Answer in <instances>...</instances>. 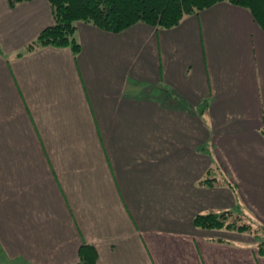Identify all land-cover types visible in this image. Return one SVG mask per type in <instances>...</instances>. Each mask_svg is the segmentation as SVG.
Wrapping results in <instances>:
<instances>
[{
	"label": "crops",
	"instance_id": "1",
	"mask_svg": "<svg viewBox=\"0 0 264 264\" xmlns=\"http://www.w3.org/2000/svg\"><path fill=\"white\" fill-rule=\"evenodd\" d=\"M53 22L49 0H0V264H80L81 249L94 264H264L253 236L193 221L245 205L264 224L251 10L219 2L171 29L82 22L78 55L26 52Z\"/></svg>",
	"mask_w": 264,
	"mask_h": 264
},
{
	"label": "trees",
	"instance_id": "2",
	"mask_svg": "<svg viewBox=\"0 0 264 264\" xmlns=\"http://www.w3.org/2000/svg\"><path fill=\"white\" fill-rule=\"evenodd\" d=\"M29 0H9L11 6ZM54 22L45 28L26 48V52L43 47H69L75 55L81 50L74 33L79 23H92L111 31L121 32L137 24H148L161 29L178 26L185 17L196 14L219 2H230L251 10L255 19L264 27V0H49ZM20 53L19 55H22ZM216 180V179H215ZM211 179L204 184L215 185ZM196 227L201 229L226 230L249 234L257 240V249L264 256V224L252 220L241 208L225 209L197 214ZM259 223V225L257 224ZM81 249L80 264H94Z\"/></svg>",
	"mask_w": 264,
	"mask_h": 264
},
{
	"label": "rangeland",
	"instance_id": "3",
	"mask_svg": "<svg viewBox=\"0 0 264 264\" xmlns=\"http://www.w3.org/2000/svg\"><path fill=\"white\" fill-rule=\"evenodd\" d=\"M237 207H241L245 212H246V214H247V216H249L252 220H256V217L252 214V212H250L249 211V209H247V207L244 205H238ZM237 207H235V208H237ZM234 208V209H235ZM258 219V218H257ZM260 222H261V220L260 219H258ZM262 223V222H261ZM258 225H259V223H257ZM249 235V234H248ZM260 240L262 239V240H264V235L263 234H261V238H259ZM257 241V240H256Z\"/></svg>",
	"mask_w": 264,
	"mask_h": 264
}]
</instances>
